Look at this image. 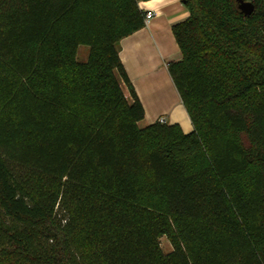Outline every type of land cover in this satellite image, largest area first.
I'll return each mask as SVG.
<instances>
[{"label": "trees", "instance_id": "trees-1", "mask_svg": "<svg viewBox=\"0 0 264 264\" xmlns=\"http://www.w3.org/2000/svg\"><path fill=\"white\" fill-rule=\"evenodd\" d=\"M140 1L0 0V264H264V0H183L190 132L140 125Z\"/></svg>", "mask_w": 264, "mask_h": 264}, {"label": "crops", "instance_id": "crops-1", "mask_svg": "<svg viewBox=\"0 0 264 264\" xmlns=\"http://www.w3.org/2000/svg\"><path fill=\"white\" fill-rule=\"evenodd\" d=\"M140 8L155 16L143 28L120 41V57L140 98L145 119L152 125L161 116L169 124L177 123L184 132L193 130V122L170 74L168 65L182 58L173 28L187 20L190 11L183 0H141ZM127 97L130 92L126 86Z\"/></svg>", "mask_w": 264, "mask_h": 264}, {"label": "rangeland", "instance_id": "rangeland-1", "mask_svg": "<svg viewBox=\"0 0 264 264\" xmlns=\"http://www.w3.org/2000/svg\"><path fill=\"white\" fill-rule=\"evenodd\" d=\"M90 47L87 45H81L78 50V59L82 62L86 61L88 59ZM206 161L197 158L194 161H192L191 165L193 168H198L200 166L205 165ZM161 246L165 253H170L173 250L172 244L170 240L167 238V236H164L161 238Z\"/></svg>", "mask_w": 264, "mask_h": 264}, {"label": "water", "instance_id": "water-1", "mask_svg": "<svg viewBox=\"0 0 264 264\" xmlns=\"http://www.w3.org/2000/svg\"><path fill=\"white\" fill-rule=\"evenodd\" d=\"M239 8L246 16L252 15L256 9L255 4L247 0H239Z\"/></svg>", "mask_w": 264, "mask_h": 264}, {"label": "built area", "instance_id": "built-area-1", "mask_svg": "<svg viewBox=\"0 0 264 264\" xmlns=\"http://www.w3.org/2000/svg\"><path fill=\"white\" fill-rule=\"evenodd\" d=\"M247 1L253 2V0H247ZM154 16H155L154 11H152V10L147 11L146 12V17H145V23L148 24ZM158 121H160L161 123H166L167 122V118L165 116H161L158 119Z\"/></svg>", "mask_w": 264, "mask_h": 264}]
</instances>
